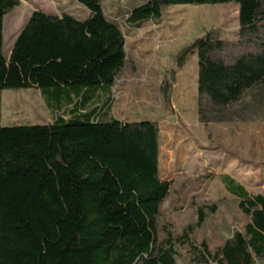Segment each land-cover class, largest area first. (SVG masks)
I'll return each mask as SVG.
<instances>
[{
  "label": "trees",
  "instance_id": "16d2710c",
  "mask_svg": "<svg viewBox=\"0 0 264 264\" xmlns=\"http://www.w3.org/2000/svg\"><path fill=\"white\" fill-rule=\"evenodd\" d=\"M76 1L90 12L87 20L34 12L7 59L4 19L20 1L0 0V264H176L172 235L168 247L155 249L157 217L172 185L159 176L158 125L105 120L111 99L85 110L97 91L111 94L125 65V36L106 16L103 0ZM231 3L239 6L243 34L264 31V0H148L126 23L156 24L171 6ZM224 47L208 33L177 57L182 69L198 54V93L217 108L254 88L264 91V42L260 54L232 65L214 58ZM31 88L49 106L71 105L70 118L3 127V91ZM223 181L251 222L214 256L202 244L203 257L255 264L252 253L264 258V196L230 177ZM216 212V206L200 208L197 226ZM193 231L185 232L187 242Z\"/></svg>",
  "mask_w": 264,
  "mask_h": 264
},
{
  "label": "rangeland",
  "instance_id": "374dc122",
  "mask_svg": "<svg viewBox=\"0 0 264 264\" xmlns=\"http://www.w3.org/2000/svg\"><path fill=\"white\" fill-rule=\"evenodd\" d=\"M4 19V54L13 46L34 12L54 17L68 14L79 21L90 12L76 0H19ZM148 0H103L109 20L120 24L126 59L110 95L97 91L85 110L100 108L111 99L105 120L123 123L152 121L159 128V176L172 182L157 217L155 249L168 247L172 235L176 264H218L203 257L202 244L212 256L236 233L246 234L251 218L223 181L230 177L251 195L264 196V91L254 88L240 102L217 108L198 93L199 59L193 55L180 69L177 57L195 40L214 34L225 45L214 58L232 65L246 55L261 53L264 31L242 33L239 6H171L158 23L130 28L128 14ZM72 106H49L38 88L2 93L3 127L52 124L69 119ZM66 111V112H65ZM217 207L198 227L200 208ZM189 242L183 236L189 228ZM197 247V251L192 249ZM255 264L264 258L252 253Z\"/></svg>",
  "mask_w": 264,
  "mask_h": 264
}]
</instances>
